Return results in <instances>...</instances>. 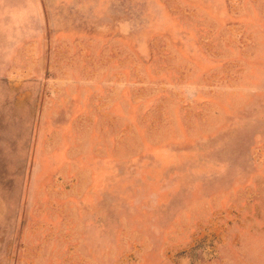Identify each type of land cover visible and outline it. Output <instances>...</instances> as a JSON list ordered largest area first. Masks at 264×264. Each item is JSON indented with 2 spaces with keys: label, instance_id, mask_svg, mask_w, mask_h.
Masks as SVG:
<instances>
[{
  "label": "rangeland",
  "instance_id": "obj_1",
  "mask_svg": "<svg viewBox=\"0 0 264 264\" xmlns=\"http://www.w3.org/2000/svg\"><path fill=\"white\" fill-rule=\"evenodd\" d=\"M0 264H264V0H0Z\"/></svg>",
  "mask_w": 264,
  "mask_h": 264
}]
</instances>
